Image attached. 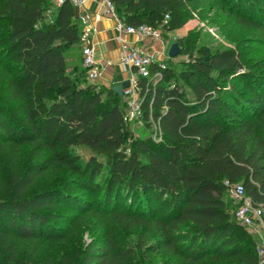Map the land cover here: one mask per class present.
<instances>
[{
    "label": "trees",
    "instance_id": "trees-1",
    "mask_svg": "<svg viewBox=\"0 0 264 264\" xmlns=\"http://www.w3.org/2000/svg\"><path fill=\"white\" fill-rule=\"evenodd\" d=\"M111 1L126 25L176 30L190 0ZM219 1L233 4L242 24L263 28L264 0ZM52 3L0 0V60L6 59L10 103L0 104V150L9 143L18 155L29 144L34 159L23 168L11 157L2 176L0 151L1 264H28L14 240H66L89 217L101 223L102 241L86 246L75 264H131L133 256L116 241L130 240V232L135 240L155 236L191 263L222 254L256 264L250 251H239L223 194L240 183L252 204L264 207V80L251 71H264V64L233 49L192 58V102L176 84H164L170 70L155 64L163 84L146 87L140 79L139 87L143 117L158 123L162 140L136 138L126 149L132 138L123 120L126 102L87 80L80 9L64 2L47 17ZM77 146L93 156L82 163L72 150ZM52 173L65 178L32 190ZM262 220L264 228V213Z\"/></svg>",
    "mask_w": 264,
    "mask_h": 264
},
{
    "label": "rangeland",
    "instance_id": "rangeland-1",
    "mask_svg": "<svg viewBox=\"0 0 264 264\" xmlns=\"http://www.w3.org/2000/svg\"><path fill=\"white\" fill-rule=\"evenodd\" d=\"M231 5L233 4H223L219 0H190L185 9L186 17L184 25L176 30H161V37L164 42V46H162L164 54L158 58L157 64L160 67L169 69L170 76L165 82H160L161 78H158L156 81L154 80V85L158 83L163 84V82L164 84H176L185 94L187 100L192 102L194 99L192 92L193 76L189 73V65L192 58L206 51L233 49L236 52L243 53V57L252 64H264V24L261 23L263 26L261 30L242 24L239 17L236 16L234 9L231 8ZM54 9L55 4H50L46 10V16L49 17ZM254 15L256 16L255 20L263 21V19H259L255 10ZM246 18L252 20L249 16H246ZM173 43L178 44L180 53L170 58L168 52ZM5 60H0V104L8 106L10 103L7 98L8 93L4 80ZM251 71L255 73L257 78L261 77L264 80V71L255 69H251ZM87 80L90 82L89 79ZM91 82L97 87L102 86L96 81ZM112 86L113 84L109 82L107 86L103 87L111 88ZM126 100V96H121V103L126 102ZM142 102L141 100V104ZM148 110L150 109L148 108ZM130 129L132 138L126 144V149L131 148V143L136 138L147 140L149 143L161 142L162 140L161 133L155 132V127L150 117H143V111L132 119ZM72 150L79 155L82 163L87 162L93 156L92 152L84 146H77L72 148ZM0 151L3 163L2 176H5V172L8 170L6 164L11 157H15L14 163L22 165L23 168L34 160L29 144L22 146L18 155H15L11 151L9 143L2 144ZM143 157L144 155H141V158ZM97 160L103 162L101 158L97 157ZM61 178H65L63 173L59 176L54 173L49 176H41L37 179L32 190L37 191L54 186L61 181ZM230 189L231 187L223 194V201L226 212L230 214L232 221L237 226V241L240 244L239 251H250L257 258L256 264H264V255L260 256L257 250V247L264 240V230L259 228L258 223L243 226L237 222L235 210L238 203ZM124 196L121 195L119 201L122 202L121 207L126 208ZM136 208L133 207L131 211L134 212ZM56 209L61 208L57 207ZM64 210L68 211V213L70 212L66 208ZM138 211H141V207ZM58 222L62 227L67 226L62 220ZM183 230H186V228L183 227ZM101 232V223L96 217H89L85 224L80 226L78 230L71 232L66 240H14L15 249L17 255L22 257L28 264H57L60 261L66 264H75L81 258L86 246L98 244L102 241L100 240ZM135 236V233L130 232L126 234V237L130 240H116L120 245L125 247L126 254L133 256L131 264H247L239 256L225 257L222 254H208L197 262L191 263L182 255L164 248L162 240H156L155 236L150 238V240H135ZM1 255H3L2 252H0V257Z\"/></svg>",
    "mask_w": 264,
    "mask_h": 264
},
{
    "label": "built area",
    "instance_id": "built-area-1",
    "mask_svg": "<svg viewBox=\"0 0 264 264\" xmlns=\"http://www.w3.org/2000/svg\"><path fill=\"white\" fill-rule=\"evenodd\" d=\"M55 6H59L64 2H68L75 7L81 9L85 0H53ZM102 6L105 12L117 21V29L121 33L132 34L141 41V45L126 44L122 47L119 54V63L123 68L132 70L128 79L129 86L123 89V95L126 96V110L123 115V120L126 123L132 121V119L142 112L143 97L140 95L139 81L145 80L146 87H154V80L161 78L162 74L160 70L152 71V67L157 64L158 58L163 56L164 46L163 39L161 37L160 28H152L150 26L142 25L138 27L126 25L120 21L116 14L114 5L111 0H101ZM168 15L165 16L166 23ZM89 31H93V28L89 27ZM147 43H143L144 41ZM81 56L84 67L87 69V77L91 81H96L100 75L97 62L94 57V50L91 45V41L87 32L83 33L81 38ZM155 127V132L161 133L158 123L152 121ZM231 192L238 205L235 210V218L238 223L243 226H250L254 223H258L259 228L263 229L262 216L264 213V207L262 205L254 206L250 197L245 193V189L242 184L230 185ZM259 255H264V240L262 244L257 247Z\"/></svg>",
    "mask_w": 264,
    "mask_h": 264
},
{
    "label": "crops",
    "instance_id": "crops-1",
    "mask_svg": "<svg viewBox=\"0 0 264 264\" xmlns=\"http://www.w3.org/2000/svg\"><path fill=\"white\" fill-rule=\"evenodd\" d=\"M80 26L82 32H87L94 50V57L100 70L96 80L102 86L113 85L127 81L132 72L119 63L120 50L126 44L141 41L132 34L121 33L117 29V21L105 12L101 0H85L80 9ZM89 27L93 31H89ZM144 44L147 43L145 40ZM77 55L80 52L76 53Z\"/></svg>",
    "mask_w": 264,
    "mask_h": 264
},
{
    "label": "water",
    "instance_id": "water-1",
    "mask_svg": "<svg viewBox=\"0 0 264 264\" xmlns=\"http://www.w3.org/2000/svg\"><path fill=\"white\" fill-rule=\"evenodd\" d=\"M180 53V49L177 43H173L169 49L168 56L173 58ZM129 86V81H125L121 84H116L111 87V89L117 93L120 97L123 96V89Z\"/></svg>",
    "mask_w": 264,
    "mask_h": 264
}]
</instances>
